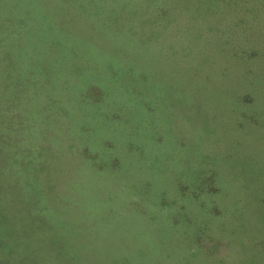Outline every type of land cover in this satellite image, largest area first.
<instances>
[{"label": "rangeland", "instance_id": "1", "mask_svg": "<svg viewBox=\"0 0 264 264\" xmlns=\"http://www.w3.org/2000/svg\"><path fill=\"white\" fill-rule=\"evenodd\" d=\"M0 264H264V0H0Z\"/></svg>", "mask_w": 264, "mask_h": 264}]
</instances>
